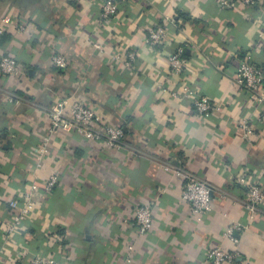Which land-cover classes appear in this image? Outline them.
<instances>
[{"label":"crops","instance_id":"obj_1","mask_svg":"<svg viewBox=\"0 0 264 264\" xmlns=\"http://www.w3.org/2000/svg\"><path fill=\"white\" fill-rule=\"evenodd\" d=\"M101 14L97 0H0V60L22 68L0 73V264H211L216 246L236 251L233 264H264V202L252 220L245 207L250 185L264 191V86L252 94L236 81L245 58L264 68V0L244 11L218 0H127L109 21ZM159 24L173 33L152 50L145 39ZM179 49L189 61L181 75L168 64ZM128 53L137 55L130 69ZM201 97L208 119L194 106ZM65 99L123 129V144L58 131L40 155L48 112ZM180 171L211 187L213 211L201 221L181 200ZM31 190L36 211L9 233V203ZM143 204L155 224L147 237L124 223ZM234 223L237 248L223 239Z\"/></svg>","mask_w":264,"mask_h":264},{"label":"built area","instance_id":"obj_2","mask_svg":"<svg viewBox=\"0 0 264 264\" xmlns=\"http://www.w3.org/2000/svg\"><path fill=\"white\" fill-rule=\"evenodd\" d=\"M100 2L103 20H110L118 13V4L127 0H97ZM260 0H218L222 9L225 10H242L247 8H255ZM4 25L0 28V39L3 35L8 21L3 19ZM171 26L175 27L176 20H169ZM20 31H24L25 27H19ZM173 30L167 27V24H159L149 29L145 39V45L152 50L168 43ZM95 47L103 51V44L96 43ZM135 53H128L124 62L127 68H132V64L136 60ZM53 65L58 68H66L67 60L60 55H53L51 58ZM189 61L184 57L183 49H179L168 58L171 72L173 74H183ZM22 72L21 65L11 56H3L0 60V73L4 75L17 76ZM236 81L239 85L244 86L250 93L255 94L262 86H264V71L255 66L250 58H245L240 62L236 70ZM264 100V98H262ZM194 106L198 115L208 119L212 112V104L206 97L195 100ZM49 126L46 135L43 137L40 155L47 151L52 142L54 134L58 131L71 133L82 137L88 141H100L107 147H119L125 140V132L121 128H116L104 123L103 118L91 107L83 103H70L69 99L62 100L54 104L48 112ZM260 120L264 122V110L262 111ZM246 135L250 130L247 126ZM179 175L183 179V187L181 192V200L189 206L190 212L197 216L201 221L204 215L213 211V197L211 187L205 181L200 180L196 176L180 171ZM241 184L247 183L246 179H239ZM57 183V178L52 175L46 184V191L51 192ZM246 197V210L250 215V219H254L258 205L264 202V191L256 184L249 186ZM35 191L31 190L25 198L16 199L9 203L10 208L14 211L13 220L9 227V233L16 232L36 211ZM125 224L136 227L140 237H147L154 229L153 209L149 204H143L134 210L133 218L125 219ZM243 227L234 223L224 233L223 239L231 243L233 248H237L240 244V233ZM128 256L134 251L132 243L127 244ZM235 250H226L222 246H216L208 251L207 258L211 264H233L236 259ZM31 264H61L55 258L37 257Z\"/></svg>","mask_w":264,"mask_h":264},{"label":"trees","instance_id":"obj_3","mask_svg":"<svg viewBox=\"0 0 264 264\" xmlns=\"http://www.w3.org/2000/svg\"><path fill=\"white\" fill-rule=\"evenodd\" d=\"M185 57V56H184ZM258 68H260V67H258ZM260 69H262L263 71H264V68H260Z\"/></svg>","mask_w":264,"mask_h":264}]
</instances>
